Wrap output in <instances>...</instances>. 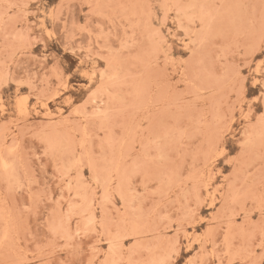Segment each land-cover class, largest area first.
<instances>
[{
    "label": "rangeland",
    "instance_id": "374dc122",
    "mask_svg": "<svg viewBox=\"0 0 264 264\" xmlns=\"http://www.w3.org/2000/svg\"><path fill=\"white\" fill-rule=\"evenodd\" d=\"M0 264H264V0H0Z\"/></svg>",
    "mask_w": 264,
    "mask_h": 264
}]
</instances>
